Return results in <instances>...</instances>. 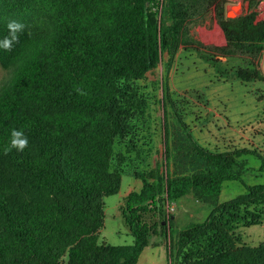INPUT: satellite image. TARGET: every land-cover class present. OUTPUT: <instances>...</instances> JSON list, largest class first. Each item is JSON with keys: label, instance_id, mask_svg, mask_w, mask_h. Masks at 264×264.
I'll list each match as a JSON object with an SVG mask.
<instances>
[{"label": "trees", "instance_id": "obj_1", "mask_svg": "<svg viewBox=\"0 0 264 264\" xmlns=\"http://www.w3.org/2000/svg\"><path fill=\"white\" fill-rule=\"evenodd\" d=\"M57 2L68 6L64 17L43 29L28 21L49 7L43 0H0V41L9 36V21L25 26L10 51L0 47V63L14 70L0 94V264H138L151 237L166 234L147 214L191 189L217 195L226 181H243L246 167L198 144L179 121L187 154L202 164L152 180L139 172L143 185L122 206L133 244L100 243L104 196L119 192L123 170L134 161L129 141L144 129L136 106L112 85L144 77L183 23L214 4L227 38L214 47L217 54L258 59L264 19H226L223 0L172 1L171 24L160 23L157 0ZM13 129L28 138L23 151L11 148ZM178 154L170 151L168 162ZM245 187L204 222L188 223L182 264H264V245L236 247L229 233L260 223L249 205L264 201V184Z\"/></svg>", "mask_w": 264, "mask_h": 264}, {"label": "rangeland", "instance_id": "obj_2", "mask_svg": "<svg viewBox=\"0 0 264 264\" xmlns=\"http://www.w3.org/2000/svg\"><path fill=\"white\" fill-rule=\"evenodd\" d=\"M43 1L49 7L28 21L51 29L64 17L68 6L57 4L62 0ZM157 1L160 23H173L176 9L171 3L178 0ZM217 9L214 4L201 16L186 20L179 35L172 36L169 47L161 50L158 62L144 77L119 79L112 85L122 91L127 103L136 106L134 116L144 129L129 141L134 161L123 170L119 192L104 196L100 243L133 244L122 206L125 197L143 185L139 172L152 180L158 173L173 175L202 164L187 154L179 121L198 144L233 157L246 167L243 181H226L217 195L191 189L181 198L164 201L161 211L147 214V219L163 227L166 234L151 237L138 264H182L189 253L187 247L180 249L189 232L188 223L204 222L214 209L241 197L246 192L245 185L264 184V49L258 59L217 54L214 47L227 43ZM223 11L226 19L254 14L256 20H262L264 0H223ZM13 75L12 68L0 63V94L10 85ZM116 106L122 107L117 102ZM170 151L179 154L168 162ZM249 209L258 215L260 223L229 230L236 247L264 245V201L250 204Z\"/></svg>", "mask_w": 264, "mask_h": 264}, {"label": "clouds", "instance_id": "obj_3", "mask_svg": "<svg viewBox=\"0 0 264 264\" xmlns=\"http://www.w3.org/2000/svg\"><path fill=\"white\" fill-rule=\"evenodd\" d=\"M9 29V36L0 41V47L5 50H11L13 42H18L17 33L24 29V25L16 20H11L7 25ZM11 148H16L18 151H23L28 145V138L22 130L13 129L11 132ZM10 148H5V153L10 151Z\"/></svg>", "mask_w": 264, "mask_h": 264}]
</instances>
